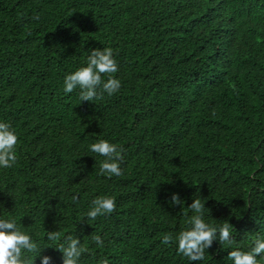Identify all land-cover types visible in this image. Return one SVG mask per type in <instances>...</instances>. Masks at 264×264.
Segmentation results:
<instances>
[{"label": "trees", "instance_id": "obj_1", "mask_svg": "<svg viewBox=\"0 0 264 264\" xmlns=\"http://www.w3.org/2000/svg\"><path fill=\"white\" fill-rule=\"evenodd\" d=\"M103 47L120 90L65 94L63 77ZM0 120L18 132L0 216L43 247L34 264H63L49 231L79 237L81 264H189L161 238L188 227L199 197L248 250L264 238V0H0ZM98 139L122 150L120 176L99 174ZM102 195L114 211L87 222ZM229 251L213 241L191 264H231Z\"/></svg>", "mask_w": 264, "mask_h": 264}, {"label": "clouds", "instance_id": "obj_2", "mask_svg": "<svg viewBox=\"0 0 264 264\" xmlns=\"http://www.w3.org/2000/svg\"><path fill=\"white\" fill-rule=\"evenodd\" d=\"M33 19L38 20L39 17L34 16ZM118 70V62L111 47L91 49L84 63L63 77V92L70 94L74 89L78 90L80 102H92L101 99L105 94L112 96L121 88V80L113 75ZM17 145L16 129L10 122L0 120V169L12 168L17 163ZM88 151L104 158L99 164V174L107 177L122 174L120 166L123 159L122 150L115 143L107 139H98L88 145ZM78 198V195H72L73 201ZM165 198L172 205H181L182 200L177 193H171L170 198L168 196ZM115 207L114 196H97L90 202L83 215L88 222L98 216L112 213ZM187 208L192 212L188 227L175 237L168 233L163 234L161 243L169 244L174 239L177 253L186 257L189 264L203 261L205 250L213 241L229 247L227 257L231 264H260V260H264V238L257 237L248 250L231 248L233 227L230 223L208 222L204 216L205 203L200 197L192 199ZM46 236L47 241H59L55 248L62 252L63 264H81L82 254L87 249L75 233H70L61 239L57 231H49ZM92 240L97 246L104 244L100 235L92 236ZM42 248L30 234L22 231L15 215L0 216V264H34V259L40 255ZM50 259L47 255L41 256V264H50ZM98 264H107V261L101 259Z\"/></svg>", "mask_w": 264, "mask_h": 264}]
</instances>
